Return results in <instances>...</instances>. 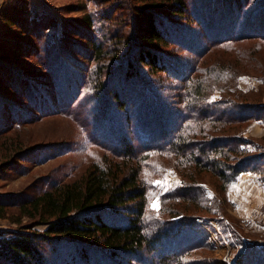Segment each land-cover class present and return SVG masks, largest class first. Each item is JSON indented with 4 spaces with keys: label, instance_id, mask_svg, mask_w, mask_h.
Instances as JSON below:
<instances>
[{
    "label": "trees",
    "instance_id": "16d2710c",
    "mask_svg": "<svg viewBox=\"0 0 264 264\" xmlns=\"http://www.w3.org/2000/svg\"><path fill=\"white\" fill-rule=\"evenodd\" d=\"M137 1L131 11L136 20L131 27L134 39L104 79V72H96L95 93L88 94L102 101L94 103L92 115L78 116L81 126L91 122L92 132L102 141H113L114 146L90 138L109 154L91 163L80 177L59 181L16 203L0 196V218L9 216V208H17L13 220L27 216L31 225L46 226L43 232L30 226L0 236V264H212L209 257L197 255L199 250H211L208 232L197 219L200 211L225 215L221 195L228 186L243 172H262L264 162L248 153V138L239 128L253 120L264 121L263 104L239 102L246 101V96L239 94L234 83L229 90L232 95L219 99L230 107L208 105V93H203L210 85L227 89L225 71L239 58H245L246 66L251 67L248 63L257 61L259 49L230 48L235 61L231 62L230 55L229 61L217 58L208 66L204 61H192L185 74L169 48L178 45L197 52L188 45L192 38L188 39L178 19L189 17L204 22L208 37L214 36L211 44L254 39L259 48L264 43V0H253L252 5L250 0ZM243 6L250 8L244 10ZM106 17L98 15L92 22L103 23ZM228 19L244 29L224 33ZM84 21L92 24L88 16ZM113 34L109 30L101 33L107 39ZM89 41L94 55L103 51L99 42ZM163 76L178 80L172 92L177 94L162 93L164 99L156 93L155 81ZM233 127L237 130L231 131ZM7 150L13 154L17 146L11 143L9 149L3 148V152ZM1 152L0 169L9 161ZM158 155L171 157L181 182L160 193V207L153 210L148 191L167 160L156 168ZM204 174L216 179L220 196L208 195ZM46 243L51 251L57 248L56 255L45 252ZM245 253L241 264H264V247H247Z\"/></svg>",
    "mask_w": 264,
    "mask_h": 264
},
{
    "label": "rangeland",
    "instance_id": "374dc122",
    "mask_svg": "<svg viewBox=\"0 0 264 264\" xmlns=\"http://www.w3.org/2000/svg\"><path fill=\"white\" fill-rule=\"evenodd\" d=\"M117 1L120 3L114 4ZM250 1L252 5L253 0ZM137 4V0H0V149L1 157L9 160L0 169L1 197L12 203L31 198L59 181L80 177L91 163L109 154L92 140L113 146L114 142L97 137L92 132L91 122L84 125L86 127L81 126L78 116L92 115L94 103L102 101L93 100L88 94L95 93L94 75L102 71L104 79L117 56L128 50L127 43L135 37L131 27L136 20L131 11ZM249 8L243 6L242 9ZM98 15H106L105 22H92ZM87 16L92 24L84 21ZM178 19L186 28L188 39L192 38L188 45L197 51L196 54L191 52L193 49L178 48V45L169 48L171 57L184 67L185 74L192 61H204L208 66L217 58L229 61V55L231 62L235 61L230 48L259 49L257 61L248 63L251 67L246 66L245 58H239L237 64L225 71L227 89L222 91L210 84L203 89V93H208L205 103L230 107L219 99L232 95L229 90L234 83L239 94L246 96V101L239 102L261 103L264 107V43L259 48L254 39L233 41L228 45L211 44L214 36L208 37L202 20L197 23L191 17ZM228 22L224 33L241 29V25H235L231 19ZM108 30L114 34L107 39L101 33L108 34ZM89 39L99 42L103 51L94 55ZM15 48L19 51H14ZM3 54L9 56H1ZM155 81L156 93H161V98L165 97L162 93L177 94L172 93L178 85L177 79L163 76L155 77ZM102 103L107 104V101ZM88 128L91 132L87 135ZM239 131L248 138L245 144L248 153L256 161L264 162V121L253 120ZM15 142L26 144L19 146ZM11 143L17 146V152H3ZM170 160L155 156L156 168L164 161L165 167L160 176L155 180L153 177L148 191L149 206L153 210L160 207L158 195L181 182ZM261 167V173H241L221 195L225 215L213 216L200 211L197 219L208 232L211 250H199L198 256L209 257L212 264H241L247 247L251 250L264 247V163ZM204 175L203 185L208 195L220 196L216 179ZM8 211L9 216L0 218V236H11L14 231L30 226L43 232L46 227L31 225L27 216L15 221L12 217L18 215L19 210L9 208ZM44 250L52 256L57 254V248L51 251L47 243Z\"/></svg>",
    "mask_w": 264,
    "mask_h": 264
},
{
    "label": "snow or ice",
    "instance_id": "6c2138e0",
    "mask_svg": "<svg viewBox=\"0 0 264 264\" xmlns=\"http://www.w3.org/2000/svg\"><path fill=\"white\" fill-rule=\"evenodd\" d=\"M153 206L155 207L156 205L154 204Z\"/></svg>",
    "mask_w": 264,
    "mask_h": 264
}]
</instances>
